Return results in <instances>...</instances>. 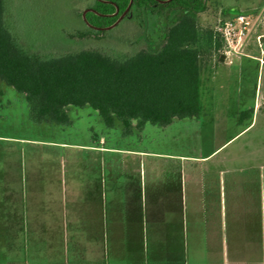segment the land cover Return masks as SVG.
Returning a JSON list of instances; mask_svg holds the SVG:
<instances>
[{"label":"rangeland","instance_id":"obj_1","mask_svg":"<svg viewBox=\"0 0 264 264\" xmlns=\"http://www.w3.org/2000/svg\"><path fill=\"white\" fill-rule=\"evenodd\" d=\"M92 2L5 0V16L19 40L41 53L97 47L118 54L158 44L152 18L136 22L121 16L101 38L71 37L85 28L81 13ZM197 24L202 51L197 118H174L167 125L147 122L142 130L123 135L118 121L107 127L91 107L70 105V123H36L28 117L24 95L0 80V192L19 193L24 186L27 192L33 182L44 206L50 188L78 203L87 187L97 190L107 207L109 261L115 245L124 264H136L133 259L143 251L151 264H162L164 255L170 264H264L261 211L234 212L231 241L220 222L222 212L181 210L199 176L203 188L218 194L212 198L217 204L220 190L242 183L259 203L264 185V0H206ZM245 109L249 116L238 120ZM100 137L102 148L89 147ZM113 206L122 209V231L110 225ZM167 206L173 209L155 210ZM199 214L202 242L194 236L198 226L188 224ZM39 219L34 232L29 217L21 218L28 263L35 252L31 241L44 246L49 234L50 212ZM0 264L9 259L0 258Z\"/></svg>","mask_w":264,"mask_h":264},{"label":"trees","instance_id":"obj_2","mask_svg":"<svg viewBox=\"0 0 264 264\" xmlns=\"http://www.w3.org/2000/svg\"><path fill=\"white\" fill-rule=\"evenodd\" d=\"M205 5L206 0H93L81 13L85 28L71 37L101 38L121 16L136 22L152 18L158 44L131 53L85 47L51 54L19 40L0 0V80L24 95L28 117L36 123H70V105L91 107L107 127L118 121L123 135L147 122L197 118L202 111L197 12ZM249 112L242 110L238 120ZM229 217L226 210L225 234L232 241Z\"/></svg>","mask_w":264,"mask_h":264},{"label":"crops","instance_id":"obj_3","mask_svg":"<svg viewBox=\"0 0 264 264\" xmlns=\"http://www.w3.org/2000/svg\"><path fill=\"white\" fill-rule=\"evenodd\" d=\"M253 108H255V105ZM101 140L102 137L98 139L97 145H90L89 147L102 148L100 145ZM191 186L181 210L191 212L218 210L222 212L220 222L223 221L225 231L226 210L230 212L229 226H233L234 212L261 211L263 215L262 238H264V185L263 188L259 189L258 194L256 193L259 195V203L253 201L254 193L251 188H247L242 183L240 188L235 189L229 185L225 192L220 190L218 204L212 201L213 196H216L215 199H217L218 194L211 188H203L200 176L196 178ZM37 191L35 184L32 182L27 192L25 186L21 188L19 193L11 192L8 188H4L0 192L2 196L0 198V258L9 259V264H14L10 260H13L15 264H124L122 255L118 254V248L115 245L113 246L112 258L110 261L108 259L106 240L107 207L104 197L100 198L97 190L87 187L80 200L81 202L78 203L72 195H70L67 202L65 196L59 197L58 191L52 192L50 188V191L45 190L51 195H49L50 201L47 205L45 204L47 201L43 203L44 206H42ZM110 209L109 218L110 222L112 221L110 225L122 231L121 207L113 206ZM171 209L173 208L167 206L155 210L163 212ZM46 211L50 212V219L47 221L50 227L49 234L45 237L44 246H39L37 240L31 241L30 244L35 252L30 255V258L33 256L32 263H28L26 262L25 226L21 222V218L29 217L31 220L30 229L35 232L38 229L42 212ZM162 220L165 221L163 216ZM188 224L194 227L198 226V229L194 230V236L196 238L199 236L197 238L198 242H202V216L200 214L197 217L194 215L193 222L188 220ZM114 228L113 236L116 237L118 234ZM191 232L193 233L192 230ZM163 249L165 250L164 243ZM176 258L177 256L174 262L177 260ZM133 261L136 264H151L145 251L140 257H135ZM162 264H170L167 255L162 257Z\"/></svg>","mask_w":264,"mask_h":264},{"label":"built area","instance_id":"obj_4","mask_svg":"<svg viewBox=\"0 0 264 264\" xmlns=\"http://www.w3.org/2000/svg\"><path fill=\"white\" fill-rule=\"evenodd\" d=\"M224 34H225L226 38L229 37V35H230V30H229L228 27H225V28H224Z\"/></svg>","mask_w":264,"mask_h":264},{"label":"water","instance_id":"obj_5","mask_svg":"<svg viewBox=\"0 0 264 264\" xmlns=\"http://www.w3.org/2000/svg\"><path fill=\"white\" fill-rule=\"evenodd\" d=\"M86 9H88V8H86Z\"/></svg>","mask_w":264,"mask_h":264}]
</instances>
